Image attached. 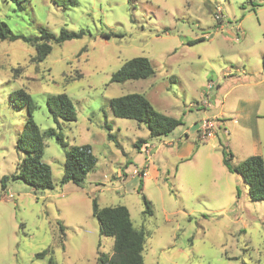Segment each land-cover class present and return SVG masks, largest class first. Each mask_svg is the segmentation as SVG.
Listing matches in <instances>:
<instances>
[{"label": "rangeland", "instance_id": "rangeland-1", "mask_svg": "<svg viewBox=\"0 0 264 264\" xmlns=\"http://www.w3.org/2000/svg\"><path fill=\"white\" fill-rule=\"evenodd\" d=\"M75 1L28 0L17 11L0 0V21L13 34L84 32L53 44L41 63L33 61V47L0 41V264H48L50 257L97 264L98 252L111 255L113 239L99 234L93 198L100 208L124 206L134 228L147 232L143 264H264V200L249 199L221 155L227 146L233 166L251 155V133L235 111L247 112L255 101L259 118L250 131L257 130L264 158V6L253 5L264 0ZM135 57L147 58L154 75L110 83ZM18 89L33 98L40 132L53 129L67 148L91 147L97 164L82 188L60 183L65 151L54 137L44 140L42 156L52 190L21 180L2 188L22 159L15 143L26 113L10 101ZM61 93L72 102L74 122L48 112L47 97ZM131 93L181 124L150 138L143 124L114 117L109 101ZM205 120L214 124V138L202 142L197 132ZM145 165L140 183L136 171Z\"/></svg>", "mask_w": 264, "mask_h": 264}, {"label": "trees", "instance_id": "trees-1", "mask_svg": "<svg viewBox=\"0 0 264 264\" xmlns=\"http://www.w3.org/2000/svg\"><path fill=\"white\" fill-rule=\"evenodd\" d=\"M17 11L23 9V4L28 0H10ZM71 5H76L75 0H69ZM251 1V0H250ZM259 8L260 5H255ZM84 32H68L61 29L58 35L39 28V35L28 38L23 35L13 34L6 23L0 21V41H21L34 48L33 61L41 63L52 50V45H59L66 41L81 39ZM85 51V49H82ZM80 52V53H81ZM261 67L264 71V51L261 56ZM154 75L150 61L145 57H135L123 65L110 77V83L121 84L127 81L145 80ZM10 101L15 108L23 109L26 113L25 124L18 136L15 149L22 154V159L17 165V172L10 177L1 179L2 188L9 180H21L35 191H46L54 188L50 167L42 161L45 148V139L54 137L55 141L65 151V161L60 183H72L82 188L87 174L95 170L97 159L89 145L67 148L62 136L53 129L40 132L32 118L35 109L33 98L23 89L10 93ZM47 109L56 120L60 117L65 122L76 120L72 102L64 93L47 97ZM112 114L116 118L128 119L143 124L150 138L164 137L171 134L181 121L163 115L152 107L150 102L137 93H131L112 98L109 101ZM111 137L108 136V139ZM145 143V141H141ZM137 147H140L137 144ZM146 148V146H145ZM222 164L230 172L239 176L247 186V194L251 201L264 200V160L261 156H249L237 165H231L232 153L227 146L221 148ZM141 183V179L139 181ZM140 187V185H139ZM146 213L151 214L150 202L142 196ZM92 216L99 225V234L113 239L112 254L97 253V264H143V251L146 244L147 232L132 225L129 212L124 206L100 208L95 198L91 201ZM47 252L37 255L43 258ZM48 264H56L50 257Z\"/></svg>", "mask_w": 264, "mask_h": 264}, {"label": "crops", "instance_id": "crops-1", "mask_svg": "<svg viewBox=\"0 0 264 264\" xmlns=\"http://www.w3.org/2000/svg\"><path fill=\"white\" fill-rule=\"evenodd\" d=\"M263 6L264 5H260L259 9H261ZM263 51H264V48H263ZM263 51H262V53H263ZM259 82H264V79L260 80ZM259 82H257V83H259ZM235 112L237 113V118L240 119V121H242V123H243L242 128H244L246 130L245 132L251 133L250 137L252 139V148H251V155L250 156H253V155L254 156H261L263 158V152H262V149L260 147L258 132H257V130L256 131L255 130L250 131V129L253 126L256 127V122H257V119L259 118L258 117L259 116V105H256V102L254 101L253 105L251 106V108L247 112L243 111V110H238V109ZM247 126H248V129H247ZM142 144L141 145L144 148L146 143H142ZM138 148H140V147H137V149ZM243 160L244 159H242L241 161H243ZM263 160H264V158H263ZM144 167H147V166L145 165V166H143V168ZM133 171H136V170H133Z\"/></svg>", "mask_w": 264, "mask_h": 264}, {"label": "built area", "instance_id": "built-area-1", "mask_svg": "<svg viewBox=\"0 0 264 264\" xmlns=\"http://www.w3.org/2000/svg\"><path fill=\"white\" fill-rule=\"evenodd\" d=\"M213 128H214V124L212 122L209 121H203L200 125H199V129H198V138L200 141L205 142L209 139L214 138V132H213ZM136 176L139 179H142L144 177L147 176V171L145 170V168L141 169V170H137L136 171Z\"/></svg>", "mask_w": 264, "mask_h": 264}]
</instances>
